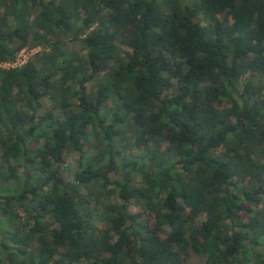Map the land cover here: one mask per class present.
I'll list each match as a JSON object with an SVG mask.
<instances>
[{
    "label": "trees",
    "instance_id": "16d2710c",
    "mask_svg": "<svg viewBox=\"0 0 264 264\" xmlns=\"http://www.w3.org/2000/svg\"><path fill=\"white\" fill-rule=\"evenodd\" d=\"M34 46L0 66V264H264V0H0V63Z\"/></svg>",
    "mask_w": 264,
    "mask_h": 264
},
{
    "label": "rangeland",
    "instance_id": "374dc122",
    "mask_svg": "<svg viewBox=\"0 0 264 264\" xmlns=\"http://www.w3.org/2000/svg\"><path fill=\"white\" fill-rule=\"evenodd\" d=\"M41 49H42L41 46L25 48L17 54L14 61L0 63V66L2 67L19 66L25 61L32 59L33 56ZM80 54L84 57L85 51L80 49ZM77 157H78V152L76 151H69L65 154L64 162L61 167V174L64 176L65 179H71L73 171L77 168ZM140 208L141 207L134 201H132L129 205V209L132 212L141 211ZM187 261H188V264H198L200 262V257L193 255Z\"/></svg>",
    "mask_w": 264,
    "mask_h": 264
},
{
    "label": "built area",
    "instance_id": "2783aa9c",
    "mask_svg": "<svg viewBox=\"0 0 264 264\" xmlns=\"http://www.w3.org/2000/svg\"><path fill=\"white\" fill-rule=\"evenodd\" d=\"M12 67H14V66H12Z\"/></svg>",
    "mask_w": 264,
    "mask_h": 264
}]
</instances>
